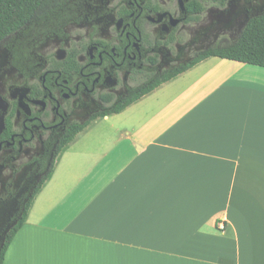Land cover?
Masks as SVG:
<instances>
[{
    "label": "crops",
    "instance_id": "obj_1",
    "mask_svg": "<svg viewBox=\"0 0 264 264\" xmlns=\"http://www.w3.org/2000/svg\"><path fill=\"white\" fill-rule=\"evenodd\" d=\"M3 264H264V67L208 57L88 124Z\"/></svg>",
    "mask_w": 264,
    "mask_h": 264
},
{
    "label": "flooded vegetation",
    "instance_id": "obj_2",
    "mask_svg": "<svg viewBox=\"0 0 264 264\" xmlns=\"http://www.w3.org/2000/svg\"><path fill=\"white\" fill-rule=\"evenodd\" d=\"M262 15L264 0H58L1 39L0 259L77 128Z\"/></svg>",
    "mask_w": 264,
    "mask_h": 264
},
{
    "label": "trees",
    "instance_id": "obj_3",
    "mask_svg": "<svg viewBox=\"0 0 264 264\" xmlns=\"http://www.w3.org/2000/svg\"><path fill=\"white\" fill-rule=\"evenodd\" d=\"M57 3L58 0H0V41L6 35L23 27L27 22L33 21L35 18L44 17L48 15L49 12L52 11L54 7H56ZM212 56L236 60L264 67V15L253 18L237 40L232 41L228 44L210 48L202 52L189 64L170 72L169 74L158 79L151 85L142 87L140 90L135 92L134 95L127 98L120 105L113 107L109 111H106L103 116L122 111L129 104L138 100L145 94L149 93L157 86L175 78L180 73L196 65L198 62ZM85 126L86 125H81L68 137L61 153L67 147V145L75 138L77 133L83 130ZM53 170L54 167L50 171L47 179L50 178ZM42 186L39 188L38 192L41 190ZM38 192L36 193V195L38 194ZM35 197H33L32 201L30 202L27 212L23 217V220L11 234L7 246L4 250V253L0 259V264H3L7 249L11 241L13 240L16 232L25 222L29 209Z\"/></svg>",
    "mask_w": 264,
    "mask_h": 264
},
{
    "label": "built area",
    "instance_id": "obj_4",
    "mask_svg": "<svg viewBox=\"0 0 264 264\" xmlns=\"http://www.w3.org/2000/svg\"><path fill=\"white\" fill-rule=\"evenodd\" d=\"M217 225H218V228H219V229L224 230V228H225V223H224V221H223L222 219L219 220V221H217Z\"/></svg>",
    "mask_w": 264,
    "mask_h": 264
},
{
    "label": "rangeland",
    "instance_id": "obj_5",
    "mask_svg": "<svg viewBox=\"0 0 264 264\" xmlns=\"http://www.w3.org/2000/svg\"><path fill=\"white\" fill-rule=\"evenodd\" d=\"M49 14H50V12H49Z\"/></svg>",
    "mask_w": 264,
    "mask_h": 264
}]
</instances>
